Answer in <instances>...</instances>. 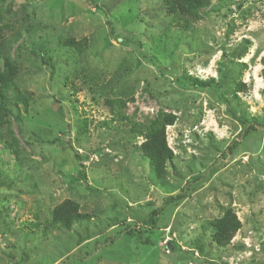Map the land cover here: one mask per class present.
<instances>
[{"label":"rangeland","instance_id":"374dc122","mask_svg":"<svg viewBox=\"0 0 264 264\" xmlns=\"http://www.w3.org/2000/svg\"><path fill=\"white\" fill-rule=\"evenodd\" d=\"M200 17L0 0V264H264V0ZM159 119L174 121L163 176L142 149ZM64 204L81 216L69 228ZM228 212L241 229L220 246Z\"/></svg>","mask_w":264,"mask_h":264},{"label":"trees","instance_id":"16d2710c","mask_svg":"<svg viewBox=\"0 0 264 264\" xmlns=\"http://www.w3.org/2000/svg\"><path fill=\"white\" fill-rule=\"evenodd\" d=\"M165 2L169 14L175 15L176 19L180 23H189V20L200 19V13L202 10L210 6L211 0H162ZM185 26V25H184ZM69 45L80 48L78 42L69 41ZM13 48L12 41L4 40L0 43V61H4L5 68L8 74L13 72L11 66L12 61L9 57ZM192 87L204 88L209 87L210 83L199 81L198 79H191ZM0 82L2 86L0 89L4 90L7 86V76H0ZM246 85L242 84L241 89ZM4 87V88H3ZM1 92V91H0ZM1 102V98H0ZM119 104L123 101L119 100ZM173 120L159 119L155 120L150 127L146 129L147 140L142 145L144 154L155 166V170L158 176H163L165 173V165L168 161L174 158L172 150L168 147L166 139L167 126L173 125ZM75 209L66 207V204L57 208L54 215V221L62 224L65 227H71L75 220H80L81 216L75 214ZM214 241L220 246H226L231 243L235 238L238 231L241 229V224L237 220L236 216L232 212H228L223 218L217 220L214 225Z\"/></svg>","mask_w":264,"mask_h":264}]
</instances>
